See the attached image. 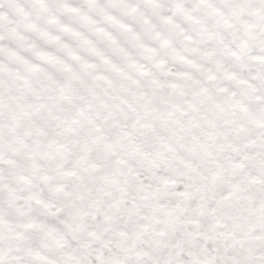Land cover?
Returning <instances> with one entry per match:
<instances>
[{
	"label": "snow or ice",
	"instance_id": "1",
	"mask_svg": "<svg viewBox=\"0 0 264 264\" xmlns=\"http://www.w3.org/2000/svg\"><path fill=\"white\" fill-rule=\"evenodd\" d=\"M0 264H264V0H0Z\"/></svg>",
	"mask_w": 264,
	"mask_h": 264
}]
</instances>
